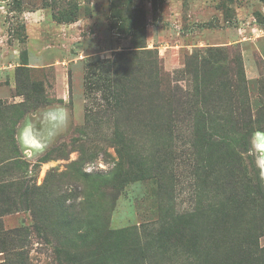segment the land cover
<instances>
[{
    "label": "trees",
    "instance_id": "16d2710c",
    "mask_svg": "<svg viewBox=\"0 0 264 264\" xmlns=\"http://www.w3.org/2000/svg\"><path fill=\"white\" fill-rule=\"evenodd\" d=\"M108 10L110 29L130 39L129 50L115 52L110 61V84L104 89L108 117L114 119L122 110L131 88L123 71L131 73L128 65L139 60H127L140 50L142 101L149 104L143 112L155 111L142 115V131L157 135L154 157L142 152V163L166 190L175 160L183 156L192 206L161 213L156 223L144 225L142 245L113 243L110 207L93 190L116 191L125 182L122 163L130 158L118 135L112 132L119 161L110 171L82 172L73 161L68 169L78 184L63 187L50 168L37 185L16 139V127L29 109L25 100L0 101V176H10L0 179V264H33V239L50 247L56 264H108L109 258L116 264H157L160 257L165 264H264V185L250 153L251 136L264 132V103L252 112L242 69L234 82L215 59L217 48L187 59L184 71L191 85L176 94L157 51L147 48L143 2L109 0ZM41 105L34 102V109ZM179 132L184 149L178 151ZM57 149L47 150L36 166L62 157ZM14 169L23 174L12 177ZM20 211L29 212L31 225L5 228L3 216Z\"/></svg>",
    "mask_w": 264,
    "mask_h": 264
},
{
    "label": "rangeland",
    "instance_id": "374dc122",
    "mask_svg": "<svg viewBox=\"0 0 264 264\" xmlns=\"http://www.w3.org/2000/svg\"><path fill=\"white\" fill-rule=\"evenodd\" d=\"M108 2L0 0V30L6 43L14 47L0 57V101L11 104L25 100L29 109L16 130L21 129L19 141L30 146L22 154L31 164L27 173L35 176L37 185L50 168L59 174L57 179L63 187L78 184L68 169L73 161L82 172L110 171L119 161L112 132L118 135L122 152L130 158L122 163L125 182L116 191L104 187L93 192L110 207L108 228L113 243L142 245L144 225L156 223L161 213L183 212L192 206V188L183 156L175 160L166 190L142 163V152L148 159L154 157L151 153L157 135L151 133L153 130L142 131V115L155 111L143 112L149 104L142 101L140 50L127 60L128 64L134 56L139 60L137 65H128L131 73L123 71L131 88L122 110L114 119L108 117L106 90L110 80L106 78L112 70L110 61L115 52L127 51L130 46L127 34L110 29ZM141 2L146 13L147 48L157 51L176 94H183L191 85V76L184 71L187 59L202 49L217 48L215 59L222 63L225 73L232 74L234 82L239 67L242 69L252 112L264 103L263 0ZM26 11H37L44 16L43 21L27 29ZM8 64L10 69L5 67ZM34 102L43 105L34 109ZM30 113L33 115L26 117ZM180 133L178 151L184 149ZM56 146V153L62 157L37 167L36 160ZM250 153L264 185V132L253 133ZM22 174L14 169L12 177ZM1 222L5 228H12L29 226L32 220L28 211H20L3 216ZM260 242L264 243V236ZM31 247L33 264H56L49 246L33 239ZM157 262L166 263L161 257ZM107 263L116 264L111 258Z\"/></svg>",
    "mask_w": 264,
    "mask_h": 264
},
{
    "label": "crops",
    "instance_id": "0c3cea01",
    "mask_svg": "<svg viewBox=\"0 0 264 264\" xmlns=\"http://www.w3.org/2000/svg\"><path fill=\"white\" fill-rule=\"evenodd\" d=\"M25 14H26L25 22H26V25H27V29L32 28V25L35 24V23H41V21H43V19H44V16H41L40 13H37V11L36 12H28V11H26ZM41 18H42V20H41ZM11 50L14 51L13 45H8L6 43V41L4 40V35L1 33V30H0V57L3 55L4 52L5 53L6 52L10 53ZM1 64L2 63L0 62V69L3 68V66L1 67ZM5 67L10 69L12 67V65L8 64ZM31 115H33V113H30V114L26 115V117L30 118ZM20 131H21V129L18 127L17 130H16V139L18 141L20 149L22 151H27V150H29L30 146L27 145L28 143L27 144L26 143L23 144L22 142L19 141V133H20Z\"/></svg>",
    "mask_w": 264,
    "mask_h": 264
},
{
    "label": "bare ground",
    "instance_id": "6f19581e",
    "mask_svg": "<svg viewBox=\"0 0 264 264\" xmlns=\"http://www.w3.org/2000/svg\"><path fill=\"white\" fill-rule=\"evenodd\" d=\"M256 136V135H255ZM258 143V142H257ZM262 158V157H261Z\"/></svg>",
    "mask_w": 264,
    "mask_h": 264
}]
</instances>
